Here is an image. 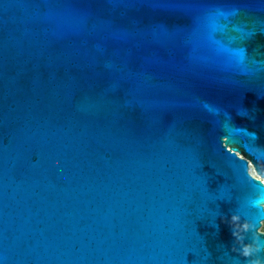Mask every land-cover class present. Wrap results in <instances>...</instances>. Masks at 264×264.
<instances>
[{
  "label": "water",
  "instance_id": "obj_1",
  "mask_svg": "<svg viewBox=\"0 0 264 264\" xmlns=\"http://www.w3.org/2000/svg\"><path fill=\"white\" fill-rule=\"evenodd\" d=\"M262 169L264 0H0V264H245Z\"/></svg>",
  "mask_w": 264,
  "mask_h": 264
},
{
  "label": "clouds",
  "instance_id": "obj_2",
  "mask_svg": "<svg viewBox=\"0 0 264 264\" xmlns=\"http://www.w3.org/2000/svg\"><path fill=\"white\" fill-rule=\"evenodd\" d=\"M223 138L225 141H229L227 136H223ZM222 147L225 148L228 154L234 156L236 150L230 148L229 143H225ZM262 171H264V169H262ZM253 207L259 212H264V195L257 193ZM229 223L232 227V235L235 239L232 251L237 252L240 257H243L245 264H264V243L261 242V237H264V220L260 221L261 226L257 228L256 224L251 220H242L241 215L233 214ZM247 233H251L250 243L244 242L245 234Z\"/></svg>",
  "mask_w": 264,
  "mask_h": 264
},
{
  "label": "snow or ice",
  "instance_id": "obj_3",
  "mask_svg": "<svg viewBox=\"0 0 264 264\" xmlns=\"http://www.w3.org/2000/svg\"><path fill=\"white\" fill-rule=\"evenodd\" d=\"M241 162H242V158H241ZM246 167H247V165H246Z\"/></svg>",
  "mask_w": 264,
  "mask_h": 264
}]
</instances>
